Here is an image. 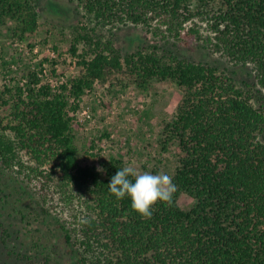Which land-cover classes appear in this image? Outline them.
Segmentation results:
<instances>
[{"label": "trees", "instance_id": "obj_1", "mask_svg": "<svg viewBox=\"0 0 264 264\" xmlns=\"http://www.w3.org/2000/svg\"><path fill=\"white\" fill-rule=\"evenodd\" d=\"M76 1L98 24L157 22L176 37L187 22L206 19L215 50L253 64L264 88V0H219L212 10L194 8L191 0ZM38 17V0H0V20H11L21 39L35 34ZM197 26L187 34L199 35ZM68 50L81 71L55 91L36 70L15 90H0V165L34 173L43 201L58 195L70 213L68 221L55 219L68 263L23 254L21 264H264V102L255 106L214 64L154 44L122 52L83 25L74 27ZM122 79L143 90L153 81L183 90L160 138L164 150L176 143V191L170 206L153 205L150 219L132 210L129 197L118 200L108 191L122 159L110 156L98 171L77 157L70 111L94 82ZM180 191L192 198L189 209L177 203Z\"/></svg>", "mask_w": 264, "mask_h": 264}, {"label": "rangeland", "instance_id": "obj_2", "mask_svg": "<svg viewBox=\"0 0 264 264\" xmlns=\"http://www.w3.org/2000/svg\"><path fill=\"white\" fill-rule=\"evenodd\" d=\"M218 1L191 0V4L197 8L201 3L203 9L207 6L212 10ZM53 3L59 7L51 6ZM38 12L35 34L24 39L13 33L11 20H0V90L5 86L15 90L16 85L28 82L31 70L40 72V78L49 82L53 91L76 77L81 65L68 47L74 27L83 25L94 28L104 39H112L122 52L154 44L162 51L214 64L251 94L255 106L264 102V88L258 82L255 66L238 63L217 52L206 19L193 20L198 24L199 35L187 34V29L193 25L189 21L182 35L176 37L157 22L150 26L98 24L76 0H38ZM82 47L80 44L79 50ZM121 83L94 82L70 111L74 116L78 161L100 167L103 160L117 156L124 167L133 166L138 171L153 174L163 172L173 177L176 143H169L164 150L160 138L163 123L172 117L182 98V88L171 81H153L146 90L128 79H122ZM8 113L9 108L4 115ZM16 168L0 165V262L21 264L20 256L29 254L68 263L67 248L59 239L63 231L56 222L70 219L69 207L58 195L44 202L35 174L25 168L18 172ZM177 203L189 209L193 200L188 193L180 191Z\"/></svg>", "mask_w": 264, "mask_h": 264}, {"label": "clouds", "instance_id": "obj_3", "mask_svg": "<svg viewBox=\"0 0 264 264\" xmlns=\"http://www.w3.org/2000/svg\"><path fill=\"white\" fill-rule=\"evenodd\" d=\"M98 171H104L97 167ZM108 185L110 194L120 200L130 198L131 208L142 218L150 219L153 215V205L157 202L172 204L176 185L173 177L167 173L153 174L148 171H138L133 166H126L116 171Z\"/></svg>", "mask_w": 264, "mask_h": 264}, {"label": "built area", "instance_id": "obj_4", "mask_svg": "<svg viewBox=\"0 0 264 264\" xmlns=\"http://www.w3.org/2000/svg\"><path fill=\"white\" fill-rule=\"evenodd\" d=\"M37 73H38V76L41 77V73L38 72V71H37ZM41 80H42V79H41ZM42 81H43V80H42ZM46 82H47V81H46ZM48 83H49V82H48ZM49 84H50V83H49ZM56 89H57V88H56ZM56 89H55V90H56ZM86 89L89 90V88H86ZM86 89H85V91H87ZM66 93H68V91H67ZM71 99H72V98H71ZM84 113H86V109H84Z\"/></svg>", "mask_w": 264, "mask_h": 264}]
</instances>
